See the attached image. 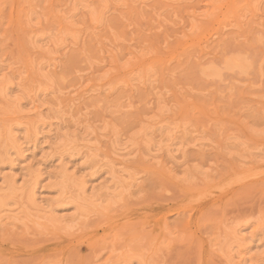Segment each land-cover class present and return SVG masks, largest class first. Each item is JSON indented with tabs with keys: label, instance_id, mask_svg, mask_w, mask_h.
Instances as JSON below:
<instances>
[{
	"label": "rangeland",
	"instance_id": "374dc122",
	"mask_svg": "<svg viewBox=\"0 0 264 264\" xmlns=\"http://www.w3.org/2000/svg\"><path fill=\"white\" fill-rule=\"evenodd\" d=\"M0 264H264V0H0Z\"/></svg>",
	"mask_w": 264,
	"mask_h": 264
},
{
	"label": "bare ground",
	"instance_id": "6f19581e",
	"mask_svg": "<svg viewBox=\"0 0 264 264\" xmlns=\"http://www.w3.org/2000/svg\"><path fill=\"white\" fill-rule=\"evenodd\" d=\"M13 146V145H12ZM63 174V173H62ZM2 202V201H1ZM6 205V204H5Z\"/></svg>",
	"mask_w": 264,
	"mask_h": 264
}]
</instances>
